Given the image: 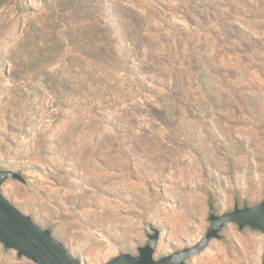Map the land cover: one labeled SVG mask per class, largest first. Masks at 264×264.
<instances>
[{"label":"rangeland","instance_id":"1","mask_svg":"<svg viewBox=\"0 0 264 264\" xmlns=\"http://www.w3.org/2000/svg\"><path fill=\"white\" fill-rule=\"evenodd\" d=\"M164 1L0 4V168L26 179L0 189L86 264L264 200V0ZM220 234L186 264H263L261 230ZM0 264L36 263L0 242Z\"/></svg>","mask_w":264,"mask_h":264},{"label":"water","instance_id":"2","mask_svg":"<svg viewBox=\"0 0 264 264\" xmlns=\"http://www.w3.org/2000/svg\"><path fill=\"white\" fill-rule=\"evenodd\" d=\"M8 178L26 181L21 170L0 168V187ZM209 218L211 224L206 235L191 247L156 259L154 254L160 231L153 228L154 233L149 234L147 244L139 247L137 255L121 252L103 264H186L188 258L200 253L212 239L221 237L220 231L227 222H235L240 228L250 226L264 233V200L255 206L236 205L233 210L223 214H216L211 204ZM0 242L5 250L15 249L18 257H27L36 264H86L53 235L52 226L47 228L40 226L31 215L25 214L8 199L1 189Z\"/></svg>","mask_w":264,"mask_h":264},{"label":"trees","instance_id":"3","mask_svg":"<svg viewBox=\"0 0 264 264\" xmlns=\"http://www.w3.org/2000/svg\"><path fill=\"white\" fill-rule=\"evenodd\" d=\"M4 0H0V4L3 2ZM160 2H163L164 0H158ZM165 2V1H164ZM112 31L113 33H118L119 29L117 27V25H115L113 28H112ZM227 37L230 38L231 40L232 39H238L242 42H245L247 40V32L246 30L244 29V27H241V25L239 24H236V25H233L231 27H228L227 28ZM245 45V43H243ZM124 58L125 57H128L129 56V53L122 50V54H121ZM123 60V59H122ZM129 65L131 64L130 61L127 62ZM127 68H130V67H127ZM128 73L130 72V69H128L127 71ZM138 74V73H137ZM136 79L139 80V76L137 75Z\"/></svg>","mask_w":264,"mask_h":264}]
</instances>
